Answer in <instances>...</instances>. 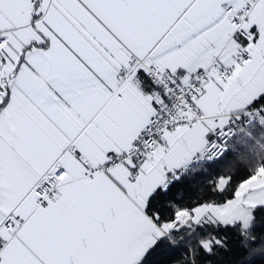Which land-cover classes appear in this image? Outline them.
Listing matches in <instances>:
<instances>
[{
	"label": "snow or ice",
	"instance_id": "snow-or-ice-1",
	"mask_svg": "<svg viewBox=\"0 0 264 264\" xmlns=\"http://www.w3.org/2000/svg\"><path fill=\"white\" fill-rule=\"evenodd\" d=\"M0 264H264V0H0Z\"/></svg>",
	"mask_w": 264,
	"mask_h": 264
},
{
	"label": "trees",
	"instance_id": "trees-1",
	"mask_svg": "<svg viewBox=\"0 0 264 264\" xmlns=\"http://www.w3.org/2000/svg\"><path fill=\"white\" fill-rule=\"evenodd\" d=\"M197 179H199V178H197Z\"/></svg>",
	"mask_w": 264,
	"mask_h": 264
}]
</instances>
